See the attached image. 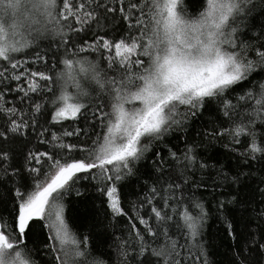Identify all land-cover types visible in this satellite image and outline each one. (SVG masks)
Returning <instances> with one entry per match:
<instances>
[{"label": "snow or ice", "instance_id": "1", "mask_svg": "<svg viewBox=\"0 0 264 264\" xmlns=\"http://www.w3.org/2000/svg\"><path fill=\"white\" fill-rule=\"evenodd\" d=\"M250 3L201 0L196 11L190 0H115V6L104 0H0V78H23V84L15 88L23 93L22 99L31 100V94L43 93V102H33L32 109L41 113L45 104H50L48 116L53 125L89 116L94 121L93 132L85 134V140L79 139V127L39 131L40 143L50 147L29 153L27 160L35 162L27 169L32 183L15 188L12 212L7 218L0 214V264H37L29 248L37 227L47 230L44 244L50 250L51 264H108L106 255L94 252L89 238L74 230L65 214V195L80 180L98 181L110 211L126 216L118 182L132 174L135 162L150 150L153 140L184 127L207 99L224 98V115L241 117L230 130L217 135H231L237 143L241 136L250 138L248 151L264 155V133L257 127L264 125V82L238 96L237 104L227 98L251 83L249 77L257 67L264 68V45L254 50L257 59L253 60L245 54L248 46L237 44L235 25ZM100 9L105 15L119 12L127 34L110 37L106 32L97 33L90 42H72L70 33L79 36L99 24ZM45 34L61 37L65 54L50 63L37 52L32 63L44 61L43 70L26 67L28 61L17 59L15 54ZM65 36L68 39H63ZM105 52L107 56H103ZM85 53H100L102 59H89ZM9 68L16 71L6 76ZM237 107L243 111L238 113ZM0 113L8 117V127L0 130V138L9 132L21 134L29 127L23 112L5 106L3 92ZM45 133L50 139L43 138ZM185 158L195 159L188 154ZM8 159L6 152H0V162ZM180 187L168 185L170 190ZM151 193L146 202L152 205V217L137 219L152 241L145 240L135 223L131 225L139 254L155 258L147 264H189L193 258L201 264L205 253L198 237L203 205L195 203L199 212L193 214L183 207L182 197L171 191L162 197L163 206L157 207L153 200L160 193L155 187ZM170 199H176L177 204L170 206ZM173 214L182 219L186 229L180 237L166 226ZM153 217L156 227L149 224ZM126 245L124 240L119 246L120 264H129ZM259 247L264 250V244Z\"/></svg>", "mask_w": 264, "mask_h": 264}, {"label": "trees", "instance_id": "2", "mask_svg": "<svg viewBox=\"0 0 264 264\" xmlns=\"http://www.w3.org/2000/svg\"><path fill=\"white\" fill-rule=\"evenodd\" d=\"M104 3L115 6V0H104ZM190 3L196 11L202 6L201 0H190ZM99 11V24H94L79 36L70 33L72 42H90L97 33L106 32L110 37H117L120 33L127 34L119 12L105 15L103 9ZM235 26L238 29L237 44L243 42L248 46L245 54L250 59H257L254 50L264 45V0H251ZM63 39H68V36ZM64 49L61 37L45 34L15 56L17 59L27 60L26 67L43 70L44 61L54 63L57 57H63ZM37 52L44 57V61L32 63ZM83 55H88L89 59H102L100 53ZM103 56H107V53ZM14 71L16 70L9 68L5 75L10 76ZM249 80L250 84L237 88L227 97L233 104H237L238 96L249 89L256 90L259 83L264 82V68L257 67ZM17 84H23V78L21 81L0 78V92L4 93L5 106L15 107L23 112L22 118L29 123L23 133L9 132L6 138H0V152H6L9 157L7 161L0 162V214L6 218L14 206L13 190L32 183V174L27 169L35 162L30 164L27 160L29 153L45 151L46 147H50L40 143L39 131L48 128L62 132L64 128L71 130L72 127H79L82 129L79 139L85 140L87 135L92 134L94 123L89 116L88 119L53 125L48 116L50 104H45L41 113L32 109L33 102H43L44 94H31V100L27 97L22 99L23 93L15 91ZM24 87L27 85L24 84ZM69 90L74 91L71 88ZM223 99H207L204 107L199 109L195 117L190 116L184 127L174 128L162 139L153 140L150 150L135 162L132 174L118 182L121 205L127 213L126 216H116L110 211L107 198L98 190V181L80 180L65 195V214L70 218L74 230L80 236H87L90 248L96 253L106 255L108 264H120L122 258L119 246L124 240L128 241L126 247L130 251L129 264H147L149 259H155L147 253L144 256L139 254L131 227L135 223L144 234L145 240L152 241L137 217H152V205L146 201L151 197L153 187L160 193L153 200L157 207L163 206L162 197L169 195L171 191H175L177 197H182L183 207H188L193 214L199 212L194 207L195 203L203 205L204 219L201 221V234L198 237L200 248L205 253L201 264H264V250L259 247L264 244V155L248 151L250 138L241 136L237 143L231 135L216 134L225 129L230 130L234 126L233 122L241 118L234 116L230 119L224 115ZM236 111L240 113L243 109L237 107ZM7 127L8 117L0 113V130ZM257 127L259 132L264 133V125L258 124ZM43 138L50 139V134L45 133ZM186 154L194 157V161L186 159ZM169 184H179L181 187L170 190ZM176 204V199L169 200L170 206ZM178 223L181 227L177 226ZM149 224L157 226L154 217L149 220ZM182 225V219L174 214L173 219L166 224L170 233L177 237L186 232ZM46 231L37 227L29 241V248L33 249L37 264H51L52 261L50 250L44 244ZM189 264H196L195 259L189 261Z\"/></svg>", "mask_w": 264, "mask_h": 264}]
</instances>
